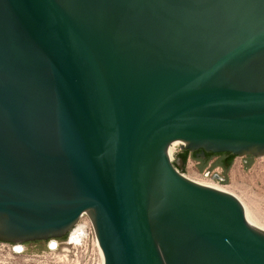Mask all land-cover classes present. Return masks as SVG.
I'll return each mask as SVG.
<instances>
[{"label":"water","instance_id":"water-1","mask_svg":"<svg viewBox=\"0 0 264 264\" xmlns=\"http://www.w3.org/2000/svg\"><path fill=\"white\" fill-rule=\"evenodd\" d=\"M173 142L264 155V0H0V241L85 214L103 264H264V230Z\"/></svg>","mask_w":264,"mask_h":264},{"label":"rangeland","instance_id":"rangeland-1","mask_svg":"<svg viewBox=\"0 0 264 264\" xmlns=\"http://www.w3.org/2000/svg\"><path fill=\"white\" fill-rule=\"evenodd\" d=\"M179 150L182 149L177 143L171 144L173 154ZM246 155L234 158L227 173L229 180L224 183H219V180L212 177L213 173H222L220 167L214 166L209 175L205 172L217 157H212L202 171L196 166L199 161L189 158L185 170L181 173L198 183L235 195L251 220L264 230V155L255 156L251 166L245 169L242 158ZM89 224L91 226L90 221ZM70 230L62 238L56 239L24 243L0 241V264H101L102 255L96 244L92 226L82 245L66 243ZM52 240L58 243L55 249L49 247ZM17 245H21L22 249L17 250Z\"/></svg>","mask_w":264,"mask_h":264},{"label":"trees","instance_id":"trees-1","mask_svg":"<svg viewBox=\"0 0 264 264\" xmlns=\"http://www.w3.org/2000/svg\"><path fill=\"white\" fill-rule=\"evenodd\" d=\"M221 154H222V157H220L218 160H216L213 163V166L214 165H223L225 168L228 169L232 165L233 160L236 156L230 152H221ZM191 155H192V158L195 157L194 154H191ZM212 155H213L212 152H206L204 155V158H201V157L198 158L200 160V166L199 167L203 168L208 163V161L211 159ZM189 156H190V152L188 149H182L176 153V157H181L183 160V167L180 170L181 172H183L185 170V163H186Z\"/></svg>","mask_w":264,"mask_h":264},{"label":"built area","instance_id":"built-area-1","mask_svg":"<svg viewBox=\"0 0 264 264\" xmlns=\"http://www.w3.org/2000/svg\"><path fill=\"white\" fill-rule=\"evenodd\" d=\"M170 147H171V145H170ZM176 153L173 154L172 152H170V160L172 162H174V160L176 158V156H175ZM87 218L88 217L85 214H82L80 216V219L78 220V222L70 230L69 235H68V239L66 240V243L82 245L85 242V240L88 237L90 230H91V226L89 224V219H87ZM81 229H83V232H81ZM77 232H79L78 238L75 239L74 241H70L71 235L76 234ZM77 240H78V242H76ZM96 244H97V242H96ZM57 245H58V243H57ZM49 247H50V249L57 248V246L55 248H51V246H49Z\"/></svg>","mask_w":264,"mask_h":264},{"label":"flooded vegetation","instance_id":"flooded-vegetation-1","mask_svg":"<svg viewBox=\"0 0 264 264\" xmlns=\"http://www.w3.org/2000/svg\"><path fill=\"white\" fill-rule=\"evenodd\" d=\"M189 152H190V156L188 157V159H187V161H186V163H185V167H186V164H187V162H188V160H189V158H192V155L191 154H194V158H192V159H194V160H197V161H200L198 158H204V156H201V155H196L197 153H200V150H194V151H190L189 150ZM208 152V151H207ZM206 153V152H205ZM212 157H218V158H220V157H222V154H221V152H219V153H213V155H212ZM211 157V158H212ZM211 160V159H210ZM209 160V161H210ZM208 161V162H209ZM216 161V160H215ZM214 161V162H215ZM213 162V163H214ZM217 167H220L223 171H226L227 170V168H225L223 165H216ZM212 169H214V168H212ZM208 172H206V175H209L210 174V172H211V169L210 170H207ZM219 177V178H216V177ZM212 177L214 178V179H217V180H220V181H223L224 180V177L222 176V175H220V174H215V173H213L212 174Z\"/></svg>","mask_w":264,"mask_h":264},{"label":"bare ground","instance_id":"bare-ground-1","mask_svg":"<svg viewBox=\"0 0 264 264\" xmlns=\"http://www.w3.org/2000/svg\"><path fill=\"white\" fill-rule=\"evenodd\" d=\"M173 143H176V142H173ZM169 152H171V147L169 148ZM206 186H208V185H206ZM211 187H213V186H211ZM215 188H217V187H215ZM217 189H219V188H217ZM81 232H83V229H81ZM78 235H79V232H77L76 234H72L71 237H70V241H74L75 239H77L78 238ZM76 242H78V240ZM50 246H51V248H55L57 246L56 240H52L51 243H50ZM16 248H17V250H21L22 249L21 245H17ZM98 248H99L100 253L102 255V252H101V249H100L99 246H98ZM101 264H103V256H102V263Z\"/></svg>","mask_w":264,"mask_h":264}]
</instances>
